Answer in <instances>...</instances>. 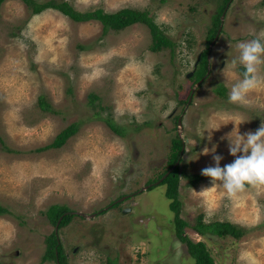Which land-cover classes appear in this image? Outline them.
<instances>
[{
    "label": "rangeland",
    "instance_id": "1",
    "mask_svg": "<svg viewBox=\"0 0 264 264\" xmlns=\"http://www.w3.org/2000/svg\"><path fill=\"white\" fill-rule=\"evenodd\" d=\"M67 1L81 10L146 9L175 41L174 54L167 46L150 49L143 22L103 32L96 19L75 21L54 8L32 13L23 0L2 1L0 203L9 211L0 214V264H57L42 258L55 227L45 212L53 203L85 213L57 229L66 264L111 258L115 264H193L174 232L166 184L144 187L167 167L176 133L184 142L175 162L180 215L189 224L202 213L205 222L229 220L244 228L239 237L201 234L190 225L185 232L206 242L214 264H264V191L248 186L230 199L219 182L204 176L191 185L187 177L214 166L204 147L216 146L222 167L235 159L221 139L235 127L232 120H246L241 134L264 120V86L249 94L251 107L228 100L232 83L242 78L230 61L238 43L264 30V0H229L212 44L209 29L223 0ZM207 45L208 72L196 84L194 71L186 73ZM189 91V103L181 101ZM40 94L52 109L40 106ZM96 111L111 115L125 133L114 132ZM74 121L78 129L62 145L43 148ZM209 124L220 125L211 141L207 130L203 134Z\"/></svg>",
    "mask_w": 264,
    "mask_h": 264
},
{
    "label": "trees",
    "instance_id": "2",
    "mask_svg": "<svg viewBox=\"0 0 264 264\" xmlns=\"http://www.w3.org/2000/svg\"><path fill=\"white\" fill-rule=\"evenodd\" d=\"M3 0H0V4ZM27 6L31 9L32 13H39L46 8H54L62 12L63 14L69 16L75 21H85L90 19L99 20L102 23V31L106 32L109 29H122L130 24L135 22H143L145 23L150 30L152 42L150 43L151 50H160L161 48L167 46L170 49L171 55L174 54L175 50V41L165 33L152 17L149 14L148 10L140 9L130 6H123L113 11H107L102 7H94V8H86V9H78L75 8L67 0H23ZM229 0H223V2L219 5L218 11L214 16L213 24L209 29L207 44L214 37L217 27L221 22V13L225 6H227ZM208 45L200 52L198 63L194 69V76L196 79L201 78L208 68ZM238 71L241 75H243V67L238 66ZM217 92L223 94L225 91L224 85L220 84L216 86ZM190 91L184 98H180L181 101L187 102ZM97 98V95L93 92L89 93V101L90 103H94V100ZM38 103L43 109H52L49 102L45 99L43 94L38 96ZM96 116L101 118L106 122V124L116 133L124 134L125 126L117 123L111 115H100L98 111H96ZM177 122V117L176 120ZM78 129V122H71L63 127L49 142L43 145V148L47 147H56L62 145L67 137L74 134ZM0 142L3 143V139L0 136ZM170 153L167 159L168 165L167 167L161 171L156 178H151L147 182L157 180L168 168L172 165L174 167L171 171L159 182L166 184L165 194L170 199L169 206L170 209L174 211L173 221H174V232L179 240L185 243L187 252L190 257L193 258V264H214V258L206 245L204 240H192L188 234L185 232V226L190 225L193 229L201 234H217L219 236L232 235L234 237H239L242 232H244V228L240 225L231 222L229 220H213L205 222L203 220V214L199 213L196 217V222L193 224H189V222L180 215V207H181V199L179 197L178 190V182H179V174H178V164H175L177 159H180L181 150L183 148V139L179 134L171 139L170 145ZM41 149V148H40ZM188 182L191 185H194L199 179L204 177L201 173H191L188 176ZM154 184V182H153ZM152 184V185H153ZM151 185V186H152ZM115 205L117 201H111L108 205ZM69 207L64 204L53 203L50 204L45 212L49 216L50 220L53 223H56L58 217L62 215L61 220L59 222V227L68 222V220L74 215L69 211ZM9 209L7 206L2 205L0 203V214L4 212H8ZM46 250L42 256L44 259H52L56 261L57 264H66L65 253L63 250L62 243L59 241L58 236L55 231H51V233L46 238ZM108 264H115L114 259H109Z\"/></svg>",
    "mask_w": 264,
    "mask_h": 264
},
{
    "label": "clouds",
    "instance_id": "3",
    "mask_svg": "<svg viewBox=\"0 0 264 264\" xmlns=\"http://www.w3.org/2000/svg\"><path fill=\"white\" fill-rule=\"evenodd\" d=\"M236 49L238 55L231 59V68L235 69L240 65L244 71L242 78L232 83L228 100L233 104L251 107L249 94L264 86V74H261V66L264 65V30L253 33L252 39L238 43ZM223 75L227 78L228 73L223 72ZM244 121L246 120H232L235 125L232 132L226 134V137H221L228 141L229 154L235 157L232 162L222 167L220 162L223 157L215 154V145L211 149L204 147L202 150L204 155L213 153L214 166L203 168L201 175L209 177L212 185L219 182L230 199L244 192L248 186L257 193L264 191V120L254 132L241 134L239 126ZM219 127L220 125L209 124L203 134L207 130L208 140L211 141L213 130H218Z\"/></svg>",
    "mask_w": 264,
    "mask_h": 264
},
{
    "label": "water",
    "instance_id": "4",
    "mask_svg": "<svg viewBox=\"0 0 264 264\" xmlns=\"http://www.w3.org/2000/svg\"><path fill=\"white\" fill-rule=\"evenodd\" d=\"M221 19H222V16H221ZM221 24H222V21H221ZM221 24H220V26L218 27V29H217V31H216V33H215V35H214V37H213V39L211 40V42H210V44H212L214 41H215V39L217 38V36H218V33H219V31H220V29H221ZM208 52H209V50H208ZM199 55H200V52L198 53V56H197V59L195 60V62H194V66L196 65V63H197V61H198V58H199ZM193 71H194V69H192V70H190V71H188L187 73H186V76H190L192 73H193ZM208 72V69H207V71H206V73ZM205 75V74H204ZM203 75V78L206 76H204ZM202 78V79H203ZM201 78L198 80V81H196V84H198L201 80H202ZM193 91V88L191 89V92ZM191 92H190V94H189V96H188V99H187V103H189V101H190V99H191V97H192V95H191ZM177 122H178V124L179 123H181V116H178V118H177ZM174 167V165H172L170 168H168L157 180H155L154 182L155 183H158V182H160L170 171H171V169ZM151 183H149V184H146L144 187L146 188L147 186H149ZM125 196V195H124ZM124 196H122V197H124ZM120 199H122V198H120ZM120 199H115L114 201L116 202V201H119ZM126 208H124L123 210H125ZM71 213H75V214H80V215H85V213L84 212H82V211H79V210H69ZM61 217H62V215H60L59 217H58V219H57V221H56V223H55V227H54V231H55V233L57 234V229H58V227H59V222H60V220H61ZM75 249H76V247H75Z\"/></svg>",
    "mask_w": 264,
    "mask_h": 264
},
{
    "label": "flooded vegetation",
    "instance_id": "5",
    "mask_svg": "<svg viewBox=\"0 0 264 264\" xmlns=\"http://www.w3.org/2000/svg\"><path fill=\"white\" fill-rule=\"evenodd\" d=\"M196 65H197V63H196ZM196 65L194 66V69H195ZM208 68H209V67H208ZM208 68H207V69H208ZM197 80H198V79H196V81H197ZM183 150H184V142H183V148H182L181 152H182ZM151 182H154V180L151 181ZM151 182H149V183H151ZM149 183H147V184H149ZM152 184H153V183H152ZM152 184H151V185H152ZM151 185H150V186H151ZM124 195L126 196V195H128V194H124ZM124 195H121V196H124ZM118 198H119V197H118ZM123 198H124V197H122V199H123ZM122 199H121V200H122Z\"/></svg>",
    "mask_w": 264,
    "mask_h": 264
}]
</instances>
